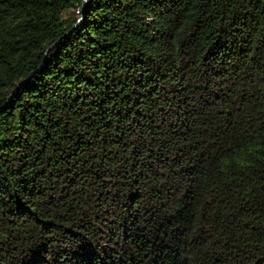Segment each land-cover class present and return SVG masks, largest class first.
I'll list each match as a JSON object with an SVG mask.
<instances>
[{
  "label": "trees",
  "instance_id": "obj_1",
  "mask_svg": "<svg viewBox=\"0 0 264 264\" xmlns=\"http://www.w3.org/2000/svg\"><path fill=\"white\" fill-rule=\"evenodd\" d=\"M0 264H264V0H0Z\"/></svg>",
  "mask_w": 264,
  "mask_h": 264
},
{
  "label": "water",
  "instance_id": "obj_2",
  "mask_svg": "<svg viewBox=\"0 0 264 264\" xmlns=\"http://www.w3.org/2000/svg\"><path fill=\"white\" fill-rule=\"evenodd\" d=\"M86 2H87V0H81V6H82V7L85 6ZM80 19H81V15L75 20V22L73 23L72 27L69 29L68 32H70L71 30H73V29L77 26V24H78V22H79ZM55 43H56V42H55ZM55 43L49 45V46L47 47V49L50 48V47H51L52 45H54ZM47 49H46V50H47Z\"/></svg>",
  "mask_w": 264,
  "mask_h": 264
},
{
  "label": "rangeland",
  "instance_id": "obj_3",
  "mask_svg": "<svg viewBox=\"0 0 264 264\" xmlns=\"http://www.w3.org/2000/svg\"><path fill=\"white\" fill-rule=\"evenodd\" d=\"M77 11L76 10H73V9H67L64 13H63V15H62V17L63 18H70L72 15H74L75 13H76ZM74 13V14H73Z\"/></svg>",
  "mask_w": 264,
  "mask_h": 264
}]
</instances>
